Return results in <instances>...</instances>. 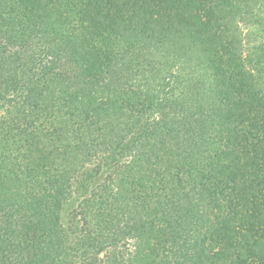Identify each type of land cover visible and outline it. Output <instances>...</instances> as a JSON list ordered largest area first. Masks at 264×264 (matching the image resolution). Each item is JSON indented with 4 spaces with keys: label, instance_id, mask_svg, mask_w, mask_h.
<instances>
[{
    "label": "trees",
    "instance_id": "obj_1",
    "mask_svg": "<svg viewBox=\"0 0 264 264\" xmlns=\"http://www.w3.org/2000/svg\"><path fill=\"white\" fill-rule=\"evenodd\" d=\"M60 1L68 4L72 0ZM143 1L139 6L143 18H139L135 11L140 0H82L79 9L84 21L87 15L94 14L98 22H118L120 30L110 36L101 32L104 43H110L118 55L104 73L89 79L78 36L52 20L35 32H27L6 15L0 0V102L15 105L19 112V119L11 125L29 126L30 119L34 120L42 108L41 98L48 89L84 95L102 93L113 101H148L149 95L141 83L166 80L163 68L168 65V51L184 44L175 38L190 37L187 33L149 38V25L157 17L156 5L165 11L193 0H173L172 6L166 5L171 0ZM119 11L121 16L111 17ZM130 13L135 14L125 16ZM258 22L264 25V19ZM135 28L141 32H135ZM259 47L264 48L262 44ZM195 56L196 60H203L201 53ZM198 75L193 83L188 79L191 101L198 107L200 121L213 124V131L197 126L199 121L191 126L190 121L184 131L174 132L171 138L176 142L168 144L161 135L148 132L147 141L140 137L139 143H126V113L103 112L98 147L107 148L108 153L92 172L81 173L92 161L81 162L84 156H95L94 147L88 146L90 136L86 143L74 145L71 154L57 166L38 175H30L27 168L15 163L6 166V155L15 153L4 144L8 137L16 139L23 133L43 144L46 139L39 129L0 126V264H138L151 221L145 214L146 202L156 206V222L166 235L159 264H264V148L257 142L261 134L254 138L252 129L244 131L252 139L246 137V144L240 147L248 162L243 169H239L236 159L221 163L220 156L225 152L222 149H229L227 140L219 142L226 129L216 124L214 113L218 106L210 98L215 100L206 87L204 70ZM11 93L15 98L6 102ZM149 94L152 95L151 88ZM212 132L214 138L208 142L200 140V135ZM64 135L60 131V138ZM170 150V160H159L163 163L159 162L161 187L132 191L133 184L156 162L153 158ZM127 151L136 155L117 180L111 181L116 190L109 182H99L104 165L116 163ZM215 153L220 157L218 173L213 169H219L218 159L207 162ZM210 170L213 172L207 182L204 174ZM91 189H95L94 194L89 196ZM79 193L85 197L82 211L79 208L67 225L63 218L65 204Z\"/></svg>",
    "mask_w": 264,
    "mask_h": 264
},
{
    "label": "rangeland",
    "instance_id": "obj_2",
    "mask_svg": "<svg viewBox=\"0 0 264 264\" xmlns=\"http://www.w3.org/2000/svg\"><path fill=\"white\" fill-rule=\"evenodd\" d=\"M126 1L129 3L133 0ZM2 2L6 15L15 19L17 26L27 32H35L41 29L45 22L52 20L62 23L65 29L78 36L79 45L84 51L82 63L89 79L100 76L108 69L111 61L117 58V49L112 50L110 43H104L103 36L113 35V32L117 35L120 32L118 22L110 20L109 23L101 20L98 22L94 14L89 17L87 15L84 21L82 11L79 9L82 0H72L68 4L60 0H2ZM143 3L144 1L140 0L136 7L135 12L139 18H143L139 10ZM166 5L172 6L173 0ZM156 7L154 15L157 17L147 31L151 35L149 38L153 35L165 38L171 34L187 33L190 37L185 35L186 38H175L182 40L184 44L168 51V65L163 68L166 80H154L151 84L141 83L150 99L113 101L102 93L84 95L75 91L48 89L41 98L42 108L35 113L34 120L30 119L29 126L24 123L11 125L19 119V112L15 105L8 106L0 102V126L3 128L14 126L21 130L24 127L39 129V133L46 139L43 140L45 142L43 144L34 138L26 137L23 133L16 139L8 137L4 144L10 147V152L15 153L6 155V166L15 163L27 168L30 175H38L54 165L57 166L63 157L71 154L69 151L74 145L86 143L87 136H90L88 146L94 147L95 156L93 158L84 156L81 162H88L89 159L92 161L85 165L81 173H88L90 170L92 172L108 153L107 148L98 147L103 126L100 115L103 112L126 113L128 122L124 135L126 143H139L137 139L140 137L147 141L146 135L151 132L155 136L161 135L160 138L169 144L175 141L171 138L174 137V132L184 131L190 125V121L191 126H196L194 123L199 121L197 126H207L204 127L205 131H213V124H203L200 121L198 107L194 101L192 104L193 94L188 89L189 80L191 79L192 83L197 80L201 69L207 78L206 87L209 93L214 94L215 100L210 98L218 106L214 113L216 124L226 129L219 142L225 143L227 140L229 149H222V151L225 149V152L220 156L221 163H230L236 159L239 169H243L247 161L241 148L246 144V137L252 139V136L244 134L245 130L252 129L254 138L261 134L257 142L259 141L264 148V52H262L264 48L259 47L260 44L264 46V25L258 22V19H264V0H223L222 3L219 0H193L190 4L178 3L175 9L165 8V11L158 5ZM121 14L122 11L114 12L111 17ZM134 14L125 16L129 18ZM224 20L231 22L226 23ZM101 32L104 33L103 36ZM135 32L139 33L141 29L135 28ZM197 52L202 54L203 60H196ZM258 61L260 65H257ZM207 64L208 67H205ZM150 88L152 95L149 94ZM14 98L15 95L11 93L5 99L8 102ZM28 111L32 112L30 109ZM194 114L197 116H193ZM60 131L65 133L61 138ZM214 136L213 132L200 135V140L208 142ZM135 155L134 151H127L116 163L108 167L104 165L102 174L97 178L99 182L103 184L109 182L113 185L112 182L117 180L120 172L127 169ZM171 157L170 150L163 151L159 158H153L157 159L156 162L148 173L143 174L140 180L133 184L132 191L144 190L146 187L160 188L159 170L162 168L160 163H163L159 160L167 161ZM220 157L215 153L207 160L209 163L213 158L218 159L216 165L219 169L217 170L216 166L213 168L217 173L221 166ZM212 172V170L205 172L204 179L207 182ZM93 186H96V183ZM242 186L245 188L244 183ZM113 187L116 190L114 185ZM94 190L89 191V196L94 194ZM81 195L79 193L66 202L63 212L64 223L67 224L79 208L82 211L85 197ZM143 206L146 217L151 221L142 246V259L138 264H159L166 235L161 225L156 222L159 218L156 206L149 202Z\"/></svg>",
    "mask_w": 264,
    "mask_h": 264
}]
</instances>
